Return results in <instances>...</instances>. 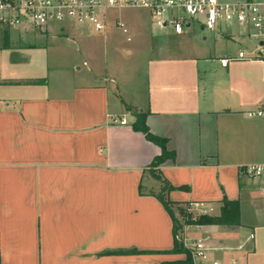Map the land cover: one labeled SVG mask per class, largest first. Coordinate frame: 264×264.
I'll list each match as a JSON object with an SVG mask.
<instances>
[{
	"label": "crops",
	"instance_id": "0c3cea01",
	"mask_svg": "<svg viewBox=\"0 0 264 264\" xmlns=\"http://www.w3.org/2000/svg\"><path fill=\"white\" fill-rule=\"evenodd\" d=\"M30 28L15 29L22 42ZM222 35L225 46L214 56L169 50L149 57L141 94L116 62L92 50L82 64L50 65L10 56L11 35L8 49L0 42L1 264L185 260L117 253L166 252L175 243L173 218L154 197L163 184L150 172L162 151L133 129L136 111L148 114L150 131L175 154L155 171L174 187L167 197L176 217L189 202L210 204L216 215L224 198L239 203L241 227L207 225L191 238L206 237L219 264H264L256 243L264 200L239 170L264 164V120L246 116L264 105V66L236 60L222 67L249 41ZM227 41L242 47L230 50Z\"/></svg>",
	"mask_w": 264,
	"mask_h": 264
},
{
	"label": "built area",
	"instance_id": "2783aa9c",
	"mask_svg": "<svg viewBox=\"0 0 264 264\" xmlns=\"http://www.w3.org/2000/svg\"><path fill=\"white\" fill-rule=\"evenodd\" d=\"M115 9L147 10L158 29L170 30L175 35H183L185 29H192L196 23L204 30L219 33L223 27L237 26L239 35L253 45L250 49L240 48L236 56L221 59L222 67L236 60L256 61L264 66V0H0V30L29 26L44 31L53 25L88 23L101 33L106 29L108 12ZM117 25L128 34L123 23ZM246 116L264 120V105L248 111ZM121 124L126 125L127 121L121 119ZM239 170L264 200V164L242 166ZM182 209L183 214H177L181 226L177 239L189 250L192 264H219L211 257L212 248L206 237H187L190 232H201L205 226L196 223V219L216 215V208L203 202H189ZM250 239H254L253 234Z\"/></svg>",
	"mask_w": 264,
	"mask_h": 264
},
{
	"label": "rangeland",
	"instance_id": "374dc122",
	"mask_svg": "<svg viewBox=\"0 0 264 264\" xmlns=\"http://www.w3.org/2000/svg\"><path fill=\"white\" fill-rule=\"evenodd\" d=\"M106 18V29L101 33L96 32L88 23L76 27L53 25L48 34L38 33L30 28L23 33L22 42L18 30H9L12 39L10 56L19 61L23 58L24 62L28 58L34 62L38 58H45L50 65H68L72 62L82 64L92 50L103 60L116 62L141 94L145 87L144 67L149 57L169 50L176 54L188 55L195 52L201 56H214L220 46H225L222 32L235 36L240 32L237 26L223 27L220 33L211 32L196 23L192 29H185L182 36H175L170 30L167 31L169 36H166L157 28L150 13L143 9L110 10ZM118 22L125 25L128 34L118 27ZM2 31L0 30V42L3 44ZM129 37L131 42L127 40ZM246 43L244 47L247 49L253 45L251 41ZM226 44L230 50H238L241 46L232 41H227ZM243 232L244 235L249 234V230ZM190 234H186L187 237L191 238ZM256 235L258 251L264 250V246L261 247L264 229H258Z\"/></svg>",
	"mask_w": 264,
	"mask_h": 264
},
{
	"label": "trees",
	"instance_id": "16d2710c",
	"mask_svg": "<svg viewBox=\"0 0 264 264\" xmlns=\"http://www.w3.org/2000/svg\"><path fill=\"white\" fill-rule=\"evenodd\" d=\"M9 30H3V48L8 49L10 46V35ZM33 84H45L46 79L33 81ZM135 122L133 123V129L137 132L143 133L146 139L155 145L161 148V155L153 161L150 166V172L152 176L159 180L163 186L158 195H154L156 199H158L167 212L171 215L174 221V247L172 250L166 252H142L138 250H130V251H120L117 252L119 254H127V255H138V254H149V253H167V254H185L186 258L183 261H177L167 264H192V258L189 250L184 246L183 242L177 239L178 231L181 226L179 224L178 217L175 216V211L173 209L174 203H172L168 199V193L174 189L173 186L169 184L168 181L161 178L159 174L155 171L156 168L160 167L164 164L168 159H174L175 154L171 152L167 148L168 140L159 136L154 135L148 125H147V113L145 112H134ZM179 214H183L182 207L178 209ZM196 223L207 226V225H219L228 229H235L241 227L240 221V206L238 202L229 201L226 198L222 201V206L220 213L214 216H202L196 219Z\"/></svg>",
	"mask_w": 264,
	"mask_h": 264
}]
</instances>
